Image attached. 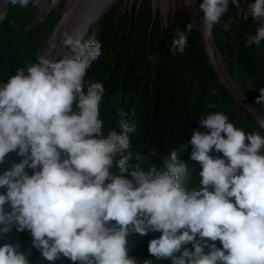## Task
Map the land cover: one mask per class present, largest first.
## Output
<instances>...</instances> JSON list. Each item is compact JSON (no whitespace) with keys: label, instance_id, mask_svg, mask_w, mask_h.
<instances>
[{"label":"clouds","instance_id":"9594fccd","mask_svg":"<svg viewBox=\"0 0 264 264\" xmlns=\"http://www.w3.org/2000/svg\"><path fill=\"white\" fill-rule=\"evenodd\" d=\"M9 3L38 7L40 0ZM56 3L51 0L52 11L37 23L34 14L31 27L47 18ZM230 3L240 7L239 0H203V35L211 34ZM4 8L0 22L6 19ZM249 17L258 27L247 45L259 49L264 42V0L247 4L244 18ZM194 27L190 22L184 31L176 30L172 52L185 51ZM223 27L228 31L230 24ZM89 33H64L60 40L59 47L78 51L77 57L66 51L59 59L39 56L38 62L18 68L0 84V264H30L32 248L41 250L49 264L61 256L72 264H137L129 256L128 238L150 231L161 233L148 242V252L157 260L264 264V135L246 133L227 114L213 111L200 121L208 131L194 130L190 140L199 186L182 185L188 167L176 150L163 159V170L154 165L142 170L149 156L136 153L134 158L129 151V134L135 128L123 118L126 114L118 113L119 131H103V84L85 81L87 69L101 55L100 42L87 40ZM49 47H58L55 39ZM256 103H264V88ZM254 113L264 129V115ZM12 154L18 162L3 167ZM149 155H156L155 150ZM114 160L115 174L110 171ZM13 227L30 232L32 248L21 250L9 242Z\"/></svg>","mask_w":264,"mask_h":264},{"label":"trees","instance_id":"16d2710c","mask_svg":"<svg viewBox=\"0 0 264 264\" xmlns=\"http://www.w3.org/2000/svg\"><path fill=\"white\" fill-rule=\"evenodd\" d=\"M239 2V8L229 4L227 13L211 31L228 74L264 115V103H256L260 89L264 88V42L259 49L247 45V37L255 35L258 27L251 17L244 18L247 4L254 0ZM108 7L94 19V29L87 39L100 42L101 55L87 69L85 81L103 84L100 118L105 134L109 129L119 131L121 111L126 114L123 118L134 126L135 131L129 134V151L134 158L136 153L149 156L142 163V170L151 165L163 170V159L176 150L178 160L188 167L182 185L188 189L199 186V165L190 159V140L194 130L208 131L201 127L200 121L213 111L224 112L230 122L246 133L258 131L264 135V129L257 123L258 116L236 99L212 64L195 13L182 8L164 27L159 15L142 0L124 15L119 14L117 6L107 11ZM35 9L31 3L27 8L10 3L4 8L7 15L0 22V84L6 83L18 68L36 63L45 39L53 32L60 11L55 9L32 28ZM190 22L195 27L188 35V47L182 54L172 52L176 30L184 31ZM225 23L230 24L228 31L224 30ZM84 91L87 92L86 87ZM209 103H215V109H209ZM152 150L156 155H149ZM15 161L12 154L3 167H10ZM136 162L133 159L131 163ZM110 171L114 174L118 171L115 160ZM12 232L9 242L21 245V250L32 248L28 230L17 232L13 227ZM160 235L150 231L140 237L133 232L128 238L129 256L137 264H144L145 260L151 264H172L171 259L157 260L148 252V242ZM215 243L221 246L219 241ZM29 260L30 264H49L41 250L35 248ZM55 264L72 262L61 256Z\"/></svg>","mask_w":264,"mask_h":264},{"label":"bare ground","instance_id":"6f19581e","mask_svg":"<svg viewBox=\"0 0 264 264\" xmlns=\"http://www.w3.org/2000/svg\"><path fill=\"white\" fill-rule=\"evenodd\" d=\"M0 8L5 4L4 0H1ZM7 1V0H6ZM59 0H57L58 2ZM112 0H70L68 9L66 13H69V16L66 20H63V22L60 24V26L57 28L56 33L53 37L55 41L57 42L59 46L60 40L63 39L64 33H67L68 35H74V36H83V34L87 31V29L91 26V22L94 20L98 12H101L100 10L108 3H110ZM167 3L168 0H165ZM203 2V0H195V6L196 9H198L201 21L203 22L204 12L200 10V4ZM51 6V0H44L43 4L41 6L40 11L37 13L35 18V23L38 22L44 14L48 11L49 7ZM166 11L169 9V3L166 4L165 7ZM206 38V44L207 49L209 52V55H211L212 61L216 64L219 71L222 73L223 77L227 81V83L230 85L232 90L236 93L238 98L246 104L248 107L252 108V105L249 101V99L242 94L235 82L228 76L226 73L224 64L222 62V57L219 53L218 47L215 43V40L211 34L208 36H205ZM53 41V40H52ZM53 49H50L49 46H47L41 53V56H47L49 57ZM69 49L65 50L60 47L59 52H68ZM78 52V51H77ZM77 52H74L73 57H76ZM71 53V52H70ZM263 117L262 115H260ZM263 119V118H262Z\"/></svg>","mask_w":264,"mask_h":264},{"label":"rangeland","instance_id":"374dc122","mask_svg":"<svg viewBox=\"0 0 264 264\" xmlns=\"http://www.w3.org/2000/svg\"><path fill=\"white\" fill-rule=\"evenodd\" d=\"M43 1L44 0H40V4H39V6L38 7H36V11H35V16L37 15V13L40 11V9H41V6H42V4H43ZM69 1L70 0H59L57 3H56V6H57V8H56V10L58 9V12L60 11V16L57 18V20H56V23H55V25H54V29H53V32L45 39V41H44V43H43V45H42V47H41V49L39 50V52H38V57L39 56H41V53H42V51L47 47V46H49L50 45V43L52 42V40H53V37H54V35H55V33H56V30H57V28L60 26V24L63 22V20H64V15H65V13H66V11H67V9H68V5H69ZM141 0H112L110 3H108V4H106L100 11H103L106 7H108L107 8V11L108 10H110V9H113V8H115L116 6H117V9H118V12H119V14L120 15H124L132 6H134L137 2H140ZM2 1L0 0V3H1ZM142 2H146V3H148L149 4V6L152 8V10H153V12H154V14L157 16V15H159V17L161 18V20H162V23H163V26L164 27H166L167 25H168V23H169V21L171 20V17H172V15L176 12V11H178V10H180V9H182V8H184V9H187L190 13H194L195 12V8H196V6L194 5V6H188L187 4H186V2H185V0H168V2L167 3H169V9L170 10H168V11H166V9H165V7H166V2H165V0H142ZM55 6V7H56ZM106 11V12H107ZM47 13V12H46ZM100 12H98V14H99ZM97 14V15H98ZM97 15H96V17H97ZM44 16H45V14H44ZM43 16V17H44ZM42 17V18H43ZM95 17V18H96ZM41 18V19H42ZM94 18V19H95ZM100 18V17H99ZM40 19V20H41ZM39 20V21H40ZM38 21V22H39ZM94 21V20H93ZM92 21V22H93ZM90 23V24H92L91 25V30H90V33L89 34H91V32L93 31V29H94V22L93 23ZM37 23V22H36ZM213 35V34H212ZM205 39V44H206V38H204ZM206 48H207V44H206ZM59 49H60V47L58 46L56 49H53L52 50V52H51V54H50V56L48 57V58H55V59H59L65 52H59ZM219 50V49H218ZM207 51H208V49H207ZM71 52V53H70ZM68 54H70V55H73L74 54V52H72L71 50H68V52H67ZM220 53V52H219ZM208 54H209V52H208ZM77 56L79 55V52H77V54H76ZM76 56V57H77ZM209 57H210V60H211V62H212V64L214 65V67L216 68V70L218 71V73H219V75H220V77L222 78V80H224L225 81V78L223 77V75L221 74V70L219 71V69L217 68V66H216V64L212 61V59L213 58H211V55H209ZM38 59V58H37ZM222 59V58H221ZM36 62H38V61H36ZM222 62H223V60H222ZM223 64H224V62H223ZM225 66V65H224ZM235 84H236V82H235ZM227 85L229 86V84L227 83ZM230 87V86H229ZM230 89V91L233 93V91H232V89H231V87L229 88ZM236 95V94H235ZM242 103V105H244L246 108H248L249 110H250V108L246 105V104H244L243 102H241ZM257 115V114H256ZM258 116V115H257ZM259 117V116H258Z\"/></svg>","mask_w":264,"mask_h":264},{"label":"water","instance_id":"95a60500","mask_svg":"<svg viewBox=\"0 0 264 264\" xmlns=\"http://www.w3.org/2000/svg\"><path fill=\"white\" fill-rule=\"evenodd\" d=\"M10 2V0L9 1H7L6 2V4H4L1 8H0V11H2L3 10V8L8 4ZM52 6L49 8V11L46 13V15L44 16V17H46L52 10ZM195 15L197 16V18H198V20H199V24H200V28H201V30H202V32H203V28H202V21H201V17H200V14H199V11H198V9H196L195 8ZM89 31H90V27L87 29V31L83 34V37H85V36H87L88 35V33H89ZM204 38H205V35H204ZM70 50V49H69ZM225 67V66H224ZM225 70H226V68H225ZM226 73L228 74V72H227V70H226ZM222 74V73H221ZM228 76H230L229 74H228ZM226 84H227V81H224ZM234 92V91H233ZM241 92V91H240ZM235 93V92H234ZM236 94V93H235ZM237 96V95H236ZM237 98H238V96H237ZM251 103V102H250ZM252 104V103H251ZM254 112H256V113H258L259 111L256 109V108H254L253 107V109H252ZM258 114H260V112L258 113Z\"/></svg>","mask_w":264,"mask_h":264}]
</instances>
